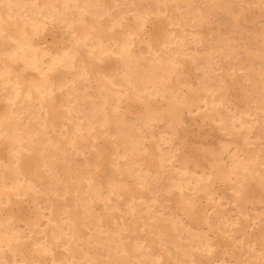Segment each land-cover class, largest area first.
Masks as SVG:
<instances>
[{
    "label": "bare ground",
    "instance_id": "1",
    "mask_svg": "<svg viewBox=\"0 0 264 264\" xmlns=\"http://www.w3.org/2000/svg\"><path fill=\"white\" fill-rule=\"evenodd\" d=\"M263 9L264 0H0V139L8 143L0 159V264H228L227 257L230 264H264ZM220 13L242 32L243 51L220 35ZM152 14L177 27L159 26L167 31L161 53L138 36ZM47 22L68 32L70 43L40 46L35 37ZM213 22L212 44L188 29L213 32ZM186 33L198 36L187 41ZM135 36L157 56L134 50ZM191 42L206 45V55L188 52ZM14 63L36 79L27 81ZM233 89L243 107L231 103ZM157 95L165 104L154 103ZM126 102H143V111L134 114ZM185 110L201 111L233 137L174 160ZM217 179L235 203L210 214L196 195L206 191L217 202ZM25 198L35 213H15L13 204ZM236 217L255 226L253 237ZM222 239L240 254L223 249Z\"/></svg>",
    "mask_w": 264,
    "mask_h": 264
},
{
    "label": "rangeland",
    "instance_id": "2",
    "mask_svg": "<svg viewBox=\"0 0 264 264\" xmlns=\"http://www.w3.org/2000/svg\"><path fill=\"white\" fill-rule=\"evenodd\" d=\"M128 6V5H127ZM145 8H149L148 6L147 7H145ZM117 9V11H118V8H116ZM179 9V8H178ZM180 9H182V7L180 8ZM255 7H251L249 10H247V12H246V14H247V17L249 18V19H252V18H254V14H255ZM264 10V9H263ZM223 13H220V14H218L217 16H216V19L217 18H219L217 21H219V24L218 25H220V28L218 29V30H221V34L220 35H226L227 36V38H231V39H234V41L233 42H236L235 44H239V46H237V48L239 49V51H243V49H240V48H242L243 47V45H242V43H243V41H242V32L240 31V30H238V29H236V28H234L232 25H231V23H228V18H227V20H225V18L226 17H224L225 15L223 14ZM132 14H130L129 13V16H131ZM219 16H221L222 18H220ZM151 17V16H150ZM153 17H155L154 19H153ZM157 17H159V18H157ZM165 18V16H163V18H162V16L159 14L158 16H155V15H153L152 14V17H151V19H150V21L149 22H147V26L145 27L144 26V28H143V30H141V31H139V33H138V36L139 37H144V38H146V39H150V40H153L152 41V43H153V45H154V48L158 51V53H161L162 52V48L163 47H161V49H159L158 50V48L160 47V45H159V42L158 41H160V39H162V37H164V35L167 33V31H162V30H160V28H159V26H161V27H166L165 29H168V27L169 26H167V25H165L166 23H165V21L164 20H166V19H164ZM263 18V20H264V16L262 17ZM153 19V20H152ZM163 19V20H162ZM222 19V20H221ZM162 20V21H161ZM154 21H155V23H154ZM226 22V24H225V22ZM129 24H130V26H131V28L133 27V29H135L136 28V22H134L133 20H129ZM134 23V24H133ZM152 23V24H151ZM54 24V23H53ZM53 24H51L50 22H47L46 24H45V26H44V30L40 33L41 35H37L36 37H35V41L40 45V46H43V47H45V48H47V49H49V50H51V51H53V50H56L57 48H58V46H61L62 45V43H64V44H68V43H70V34H68V32H66V31H64V29L61 27V26H59V25H57V23H55L54 25ZM156 24V25H155ZM221 24H222V26H221ZM230 24V25H229ZM51 26V28H50V26ZM53 25V26H52ZM154 27H157V28H154L153 29V26ZM170 25V24H169ZM213 27H215V30L212 32V31H210L208 28L206 29L205 27L203 28V27H193V26H191L190 28H188V29H190V30H194L195 32H198V33H200L199 35H201V36H208L209 37V40H210V42H211V44L213 43L212 41L215 39V37L218 35V30L216 29L217 28V24L216 23H212L211 24ZM172 27H176V26H174L173 24H172V26L170 25V27L169 28H172ZM231 27H233L232 29H231ZM177 28V27H176ZM230 28V29H229ZM145 29V30H144ZM223 29V30H222ZM8 30V29H7ZM224 30H226V31H224ZM223 31V32H222ZM234 31V32H233ZM240 31V32H239ZM182 32V33H181ZM183 32L184 31H182L181 29H177L176 30V33H178V34H183ZM212 34H211V33ZM210 33V34H209ZM225 33V34H224ZM232 33V34H231ZM239 33V34H238ZM128 34V33H127ZM187 34V33H186ZM190 34V33H189ZM189 34H187L186 36H187V41H188V37L189 36H198V35H189ZM137 35V34H136ZM144 35V36H143ZM184 35H185V32H184ZM189 35V36H188ZM211 35H212V37H211ZM240 35V36H239ZM138 36H135V39H136V42H134V44H136V45H134V50H136V51H140L141 52V49H142V47H143V50H145L144 52H143V54L145 55V56H147V57H150L151 56V58L152 57H154V56H157V53L156 54H154V53H152V51L151 52H149V49H148V47H147V45H145V44H143V43H139L138 41H137V37ZM237 36H238V38H237ZM233 37V38H232ZM38 38H39V40H38ZM41 38V39H40ZM68 39V40H67ZM70 39V40H69ZM189 39H190V37H189ZM238 40V41H237ZM55 42L56 43H58V44H55ZM42 44V45H41ZM144 45V46H143ZM200 45V46H199ZM57 46V47H56ZM138 46H140V47H138ZM142 46V47H141ZM158 46V47H157ZM195 46H196V43H194L193 42V44H192V42H191V45H190V43H188V46L187 47H191V48H187V51L189 52H194L195 50H196V52H197V49H198V51H200L201 52V54L200 55H203V56H205L206 54V49L204 50V48L206 47V45L205 46H201V44H197V46H196V48H195ZM198 46H199V48H198ZM194 48V49H193ZM200 49H203V51L202 50H200ZM161 51V52H160ZM146 52V53H145ZM148 52V53H147ZM187 52V53H188ZM203 53V54H202ZM205 54V55H204ZM2 56V59L3 60H5L4 59V57H5V55H1ZM2 60V61H3ZM145 62H148V61H145ZM144 62V63H145ZM14 68L15 69H17L19 72H21L22 73V75L24 76V78L27 80V81H33V80H35L36 78H35V73L32 71V70H29V69H25V70H23L20 66H18V64L17 63H14ZM139 66H141L140 68L142 69L143 67L144 68H146L147 66H148V63H145V64H140ZM143 66V67H142ZM109 68H110V66L109 67H106V70H109ZM148 68V67H147ZM146 68V69H147ZM217 70V71H216ZM213 71H216V73H214V72H212V74H211V78H215V76L217 75V74H219L221 71L218 69V68H216V69H214ZM231 71V70H230ZM241 71V70H240ZM218 72V73H217ZM201 74V71L199 70L198 71V73L195 71L194 72V76H198V75H200ZM213 74H215V75H213ZM209 77V76H208ZM81 85V86H80ZM79 86L81 87H79V89L80 90H84L85 89V84H79ZM83 87V88H82ZM92 89V88H91ZM91 89H89V92L91 91L92 92V94H94L95 93V89L93 88L92 90ZM234 90V92H233V95H232V97H230L231 98V103L233 104V105H235V104H237V105H239V106H244V102H243V98H242V95H241V93H240V91L238 90V89H233ZM90 92V93H91ZM58 93V92H57ZM146 96H147V94H145V98H146ZM156 98V99H155ZM154 99L156 100V102H154V103H157V104H165V102L163 101V100H161L160 99V97L157 95L156 97H155ZM159 99V100H158ZM161 100V101H160ZM54 102H55V105H56V109L57 110H59V108H60V96H59V93L58 94H56V96H55V98H54V100H53ZM163 101V102H162ZM141 103V104H140ZM143 102H139V103H134V102H126V106H128L129 107V109L134 113V114H136V113H139L141 110L143 111V107H144V104H142ZM122 105H125V103H122ZM143 105V106H142ZM5 108H6V101L4 100V99H1L0 100V114L1 113H3L4 112V110H5ZM145 110V109H144ZM197 112V111H196ZM196 112H190V113H188V111L187 110H185L184 111V123H182V124H180L179 126L177 125L176 126V133H175V136L177 137V138H175V136L173 137V142H172V147H174L175 146V148H179L178 149V157L177 158H175L174 160H176V159H180V157H183L184 155H188V156H194V157H199L200 156V154H201V152H202V149H204V148H207V149H209V148H217L218 146H219V142H225V141H229L233 136L232 135H226V134H224V132H220V130L218 129L217 130V128H218V126L216 125V122L215 121H213L212 119H210V118H206V120H204V118L202 117V113H201V111H200V113H199V111L196 113ZM161 122H163V123H161ZM161 122H159L158 123V125L157 124H155V126L152 128L155 132H156V130H160L161 129V127L163 128L164 127V125H165V122H164V120H162ZM203 127H205V128H203ZM210 133V134H209ZM257 135H259L258 133H257ZM257 135H255V137L257 136ZM227 136H228V139H227ZM184 137H186V138H184ZM237 137V136H236ZM183 138H184V140H183ZM203 138V139H202ZM183 142H186L185 143V145L184 146H181L182 145V143ZM7 145H8V143H7V140L5 139V140H3V139H0V159H5L6 158V153H7ZM178 145V146H177ZM167 146V147H166ZM165 148H168L169 149V146L168 145H165L164 146ZM215 148V149H216ZM180 150V151H179ZM197 153V154H196ZM202 161H205L204 159H202ZM96 165H97V172L99 173V175L103 178L104 176H105V174H104V170H103V166L102 165H99L98 163H96ZM166 172V171H165ZM165 172H163V173H165ZM162 172H161V176L160 177H162V178H160V180L161 181H164V180H166L165 178V176L164 175H167L166 173L165 174H163ZM217 181V182H216ZM216 181H214V183H213V187L215 188V190L217 191V196L216 197H218V198H215V199H219L217 202H214V200H210V198H212V197H209V195L207 194V192L206 191H201V192H199L197 195H196V200L198 201V203L200 204V206L205 210H207L208 209V211L210 212V214H212L213 212L212 211H214V207L213 206H217V207H224V208H228V209H231V206L235 203V201H233V199H234V197H233V192L230 190V188H229V186H228V184L226 185V184H223L220 180H216ZM222 184V185H221ZM157 192H162V191H160L159 189H157ZM204 192V193H203ZM226 192V193H225ZM202 194H203V196H202ZM230 195V196H229ZM208 196V197H207ZM255 196H258V192L257 193H255ZM231 197V198H230ZM202 198H204V199H202ZM207 199V200H206ZM28 201L27 203H25V201ZM23 200V202L22 203H14L13 204V207H14V211H15V213L17 212V214H20V215H23V214H26V213H35L36 212V207H35V204L34 205H32V203H33V201H31V199H24ZM30 201V202H29ZM202 201V202H201ZM204 201H206V202H204ZM233 202V203H232ZM30 203V204H29ZM166 203L169 205V206H173L174 205V200L171 198V197H169V200H167L166 201ZM206 203V204H205ZM216 203L219 205H216ZM224 203H225V205H224ZM16 204H18L17 205V207L15 206ZM28 204V205H27ZM160 205V203L159 204H157L154 208H157L158 206ZM205 205V206H204ZM210 205V206H209ZM29 206L31 207V209L29 208ZM33 206V207H32ZM204 206V207H203ZM35 207V208H34ZM63 207V204H62V202H59L58 203V205H57V208L58 209H61ZM17 208V209H16ZM33 208V209H32ZM259 209H261L260 207H259ZM20 210H22V211H20ZM29 210V211H28ZM164 210V209H163ZM19 211V212H18ZM207 211V212H208ZM8 212V209H7V207H6V209H5V213H7ZM251 214H252V209H251ZM16 214V215H17ZM214 214V213H213ZM34 215V214H33ZM177 215V214H176ZM264 213L262 214V219L264 218ZM178 216V215H177ZM211 218H212V220H213V222H215L216 223V221L215 220H217V218H215V217H213V215H211ZM235 218V217H234ZM238 217H236V219H237ZM237 220H239L238 221V223H239V226L240 225H242V226H246V228H247V231L249 232V234H251V237H253L254 236V233L256 232V228H255V226L253 225V228H252V226H251V223L249 224L248 222H245V221H241V220H245V219H237ZM246 220H252V217L251 218H249V219H246ZM18 223H20V224H24L25 225V223L23 222V221H19ZM237 226V225H236ZM250 227L252 228V229H250ZM254 231V232H253ZM142 232V231H141ZM185 241V240H184ZM227 243V244H226ZM221 244H222V248L223 249H225L226 251H231L232 250V248L235 250V252L237 253V254H240V252H239V248L238 247H233V245H232V243L231 242H229V241H225V239H222L221 240ZM232 245V246H231ZM224 246V247H223ZM225 247H227V248H225ZM236 248V249H235ZM219 252H217L216 253V255L218 254ZM10 253L7 251V253H6V255L8 256V257H6V260H8V261H11V260H9V259H12V256L11 255H9ZM210 256L209 255H203L202 256V258H204L203 259V261L204 262H207L208 261V259L207 258H209ZM218 258V257H217ZM228 258V259H227ZM226 259L228 260L227 261V263L228 264H230L229 262H230V257H227ZM214 262V260L212 259L211 260V262ZM212 262V263H213ZM220 262V264H224V262L223 261H219Z\"/></svg>",
    "mask_w": 264,
    "mask_h": 264
}]
</instances>
